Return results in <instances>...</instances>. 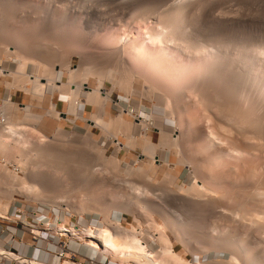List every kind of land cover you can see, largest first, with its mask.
I'll use <instances>...</instances> for the list:
<instances>
[{
    "label": "rangeland",
    "instance_id": "374dc122",
    "mask_svg": "<svg viewBox=\"0 0 264 264\" xmlns=\"http://www.w3.org/2000/svg\"><path fill=\"white\" fill-rule=\"evenodd\" d=\"M176 1L177 0H0V10H2L0 11V14L2 13L1 16L6 20L5 22L9 28L7 33L3 34V32H0V68L5 70V74L0 75V103H4V101H6L11 96L13 97L17 105L16 111H14L12 116V122L15 124L16 129L21 133L20 135H22H15L17 140L14 136H5L7 142L11 144V149L8 148L10 151L9 155L11 157L16 156L19 154L22 148H28V151H30V147L34 148L37 144L45 147L47 145L49 149L47 147L46 148L49 151H45L46 155H44L43 158L40 159L38 157L40 160L36 159L37 157L30 159V157H33L30 156L33 153H28V163H30L28 166L30 167L29 170L31 171H33V169L37 170L38 168L39 172L47 174L46 178L50 174L48 177L49 182L46 184H44V182H41L42 184L36 182L32 180V178H28L26 184L22 183V180H19L20 183L16 182L18 181L16 180L15 184L11 181H6V184L8 183L11 185L12 183V186L10 187L9 185L7 186L4 181H2L4 184L0 182V213L5 212V215L10 217V219L3 217L0 218V243L5 245V249L11 250L13 252V250L9 248V245L14 237L17 241L24 240L26 242L34 243L35 247L40 245L37 249H42L49 257L52 254H55L53 248H56L60 244V236L57 235L55 231H53L54 229H52L57 224H66L67 226L71 227L72 225L79 223L84 227L99 226L103 229H107L111 223L115 225L118 223L119 226H122L121 229L123 230L121 232H126L127 230V234H125V232L122 233V236L124 234L122 239L125 240V235H128L129 232L130 234L128 236L134 234V236L137 235L140 238L142 237V240L148 243L149 247L155 251L154 253L156 255L154 254V259L159 261V264H182L181 261L183 259L191 262L192 254L185 252L183 246L177 242L173 234V227L172 229L169 227L165 229L166 226L164 227L163 222L165 221L164 212L161 211V213L160 211L158 212L156 210L160 207V209H165L164 211L169 213V215L172 217L171 219L174 221L176 220L180 227L182 226L181 228L179 227L180 232H182V236H187L186 239L188 240L191 238L193 241L192 244L195 243L194 247L196 245V248L199 249L198 251L196 248L194 249V251L199 254L198 261H212L219 258L228 260L231 257V252L224 249L225 247H223V242L225 240H231L229 238L238 236L244 237L245 239L247 238L246 240H251L248 241L250 242L249 244L251 246L253 245L252 247H255L254 249L256 252L262 253V256L260 255L261 257H264V120H262L264 119V96L260 95V90L263 89L262 86H264V83H259L261 84V87L258 88L257 85H255V87L253 84L252 86H248L251 83L248 84L245 82V78L248 79V74L246 73L247 67H245L243 64H240V62L235 63V65L242 66L241 70L244 74L242 80L245 81L243 82L240 80L242 77L241 75L238 76V78L240 77L239 79H233L230 76L232 80H234L232 81L230 78H228V82H230L232 85L231 89L234 90L233 88H240V85L238 87L237 83H235L236 80L238 83L239 81L243 82V84L241 83V86L244 87L247 85L249 89L252 91L254 90L255 93L257 92V94H253L254 91L250 92L248 88L245 91V88L243 89L241 87L243 92L240 89L239 90L242 96L245 97L246 94V96H250V98L248 96L249 102L247 97H245L246 99L243 97L242 99L244 100L241 99L242 101H237L231 99L229 96V91H225L226 89H223L220 84L218 86V82H213V84L209 82L211 84L210 85L207 81H205L209 84L206 85L203 82V78L202 80L198 79L200 78V74H197L196 70L199 69V73L200 68H197L196 66L199 67L200 62L203 60L206 61L208 59L207 61H211L212 57L210 56L208 58L209 55L206 56L204 54L205 57H203V55L202 60V58L199 59L196 56L189 57V55L186 54H183L182 58L178 57L176 54L172 55L171 53H165L167 56L165 54L164 56L162 53L161 55L164 57L161 55H155L158 58H155V56L143 57L134 54V46H136L135 44H138L137 46H140L139 44H141V46H147V44L148 46L158 45L157 42L155 43V39L153 38L160 37L161 39L164 38L165 35L169 34L166 33V31L170 32L169 27L167 28L168 30H163L166 29L165 19L167 17L166 15H169V13L172 14V5ZM192 1L193 4L198 2V5L200 4L199 8L201 7L202 4L199 3L200 0ZM201 1L205 7H201L199 11L196 7L197 5L194 6L195 8L193 9V12H191L192 10L189 11L190 13L188 12L190 14V18L187 19H189L190 22H186V27L188 28L189 26L188 29L190 31L188 29L185 31H192L195 34L194 36L191 33L192 36L195 39L196 36L198 37L196 40L201 38L199 41L203 43L207 41L205 44H215V47L211 46V49L216 48L217 46L224 47L223 49H227V51L229 49V51L233 53L237 52L236 54L240 58H242V55L244 57L245 55L251 54L252 52L260 50L264 47V0ZM10 2L14 4H10ZM193 4H190V8L193 7ZM41 10L42 12H40ZM44 10L51 12V15H53L51 16V19L48 20L49 22L43 15L45 14V12H43ZM193 15H196L195 18ZM42 17L45 18V22L43 21V23ZM55 17L57 19H55ZM68 19L70 20L67 21ZM52 22L53 24H51ZM56 22L61 24V27L63 26V30L59 31L60 33H58V31H53L54 26L57 24ZM188 23L190 25H188ZM39 25L42 26V28ZM44 26H47V28ZM43 28H45V30ZM160 30L162 31L159 32ZM159 34L161 36H159ZM68 36L73 38L72 44H67L68 42L66 38ZM126 38H128V40ZM219 40H222V42ZM125 42L128 44L126 43L123 47L124 49L122 48V56L123 60H126L124 63L127 62V67L125 66L126 69L129 67L128 70H132L135 74V79L133 80L135 82H132L133 87L129 84L132 79L123 74H127L130 72V70H126L128 71L126 73L122 66L120 67L115 65L114 67L116 72H114L116 74H114L117 75L119 74L118 72L124 70L122 71V74L124 75L123 77H127L128 80L125 79L127 82L130 80L128 82V87L130 89L132 88V91H129V88H127L128 91L125 90L127 87V82H125L126 87L124 88V86L120 87L119 84L112 83V81L109 79L104 78L107 77L109 73L112 74L114 70V62H109V60L106 58L107 56L104 57V51L109 52V50L115 49L117 45L119 46ZM15 43L20 46L23 45L22 47L24 50H18L17 48L11 47V45L15 46ZM8 46L10 48H7ZM6 48L10 49V52L8 51L9 55L5 50ZM15 49H17V51ZM12 50L14 51L16 57L14 53H12ZM19 51H21L22 54H19ZM48 55L50 56L47 57ZM168 55H170L172 58ZM34 57H36V59ZM103 57L107 59L106 63ZM141 57H143V59ZM150 57L151 59H155L152 61L150 60ZM165 57L166 59H163ZM96 58L100 61L103 59V62H98L99 60H96L94 63L92 60H95ZM147 58L149 59L147 60ZM160 58L165 61L160 60ZM167 58H170L173 61ZM26 59H28V61H26ZM34 59L38 61L40 60L41 62L34 63ZM23 60L25 63H23ZM88 60L93 62L92 66L95 67V70H93L94 67L93 69L89 67L91 70L88 68V66L86 67V65H88ZM159 60L163 63L159 62ZM147 61H149V63ZM155 61H157L158 64L160 63L159 65L161 67L157 65ZM154 62L156 63L157 67H152V69L151 66L154 65ZM165 62L166 65H164ZM197 62H199L198 65H196ZM101 64L104 66H101ZM145 64L148 65V68ZM161 64L164 66L162 67ZM262 64L264 65L263 61ZM66 65L71 66L72 70L76 71V76L75 73H72L74 75L73 76L68 70L63 68ZM46 67H48V69ZM117 67L122 69L120 70ZM132 67H134V69ZM20 69L21 71L25 70V72L31 76H41L47 72L49 74L47 73L48 75H46L49 76L51 73L56 71L54 72V74L56 73L54 76L59 78L57 85L62 84L63 87H65L62 89L67 91L71 87L70 84H72H69L68 82L71 80L72 82L73 80L76 82L79 79L81 80L84 78L83 75H80L79 77V72L81 73L84 71L88 78L87 83L84 84L85 87L90 86V88H97L103 86L108 89L112 95V98L114 99V101L109 102L107 107V113L109 116V119L107 118L108 124L111 123L110 125H112L116 122L117 125L118 121L114 120H118L119 118L117 119V117L122 116L121 114L123 113H121V111L123 108H128L131 111L132 114L128 115L127 118L132 120L134 124L137 125L135 128H132L128 125L130 129L132 128V131H130L129 127H126L127 124L123 125L129 129V132H132L133 134L127 132L126 128L124 130V126L119 122L118 124L120 125H118V128L122 125L120 127L121 131H115L117 134L113 133L114 135H117L118 139H120L123 143H126L127 141H130L131 143L133 141L131 148L128 149L124 146H119L118 142L114 141L109 133H107V130H105V128L102 126L98 127V125L96 126L89 121L83 120L82 118H79L76 124H72L68 120L76 118L74 113L69 112L71 107L73 108L75 106L74 104L73 106L70 102L80 103L79 114L81 116H88L87 118L93 119L97 116L96 114H99V104H89L88 93L86 91L79 97V101H77V96L74 95L73 96L75 98L72 96V100L69 101V93L65 91V93L68 94L65 95L63 90L61 92V88H57L54 91L53 83L45 82L46 87L42 84L44 89L43 86L41 88L45 93L43 91H41V93L43 92V94H47L48 97L44 98V100H39L38 94H34V98L35 96L37 98L33 100V92H25L23 90L27 85H29L27 88L29 87L31 89L33 85H35V82L33 83V81H30L29 84V81H27L23 75L18 74L20 81L18 79L17 83L20 86H16L15 84L17 83L9 86L11 83L10 81L12 80V75L14 72L15 74L16 72L18 73ZM49 69L51 71H49ZM101 69L103 70V73L101 72L99 75L97 71H102ZM116 69H119V71ZM159 69H162V71ZM46 70L48 71L45 72ZM105 71L109 73H106ZM89 74L91 75L89 76ZM130 74L129 76L131 77ZM71 75L73 77H71L72 79L70 78ZM21 76L22 78H20ZM31 78L35 80L34 77ZM201 81L203 85L205 84L204 86L201 84ZM8 82L10 83L8 84ZM31 84L33 85L31 86ZM200 84L204 90L199 86ZM235 84L237 87L233 86ZM212 85H214V87ZM208 86H212L213 90ZM197 88L200 90L202 89L201 92ZM145 90L147 93H144ZM149 90L151 92L156 90L154 92H158V94L160 93V98H162V95L164 98L157 99L158 95L151 94ZM202 92L207 94L205 95ZM243 93L246 94L244 95ZM202 95L205 96L203 97ZM225 95H228V98ZM206 97L208 98L206 99ZM73 99L76 100L74 101ZM245 100H247V104L251 102L250 104L252 106L250 104H248L249 106L247 105L248 107L246 106L249 109H246L245 106L243 107ZM259 100L263 101L259 102ZM32 101H34V106L32 109V112L34 113L33 118L25 121L26 113L22 108L25 107L24 104H30ZM50 101L56 104L58 110L63 112L61 114V116L64 117H62V120H60L58 117H55V115H52L51 110H49L50 108H48ZM240 101L242 102V105ZM118 103H120V105ZM243 108L249 113V115L248 113L246 115L244 114ZM94 113L95 116L93 115ZM137 113H139L144 118H149L148 115H154L155 124L158 126H155V124L150 126L148 125L147 129H143V126L139 125V121L135 119ZM89 115L91 116L89 117ZM37 116L38 118L41 117L39 123L35 122V120L38 119L36 118ZM250 116H252V118ZM253 116L255 118H253ZM0 118H4L3 115ZM112 119H114V123L112 122ZM257 119L261 120L258 121ZM181 122L182 131H184L183 133L178 132L177 129L180 127ZM251 122L255 125H252ZM160 123H162V126L164 124V132H161L160 128L159 130L157 129L161 126ZM110 125L107 128H109ZM116 125H112L110 128L118 129ZM124 131L127 133V135L124 133ZM87 132L92 133L91 137L94 140V143L88 142L89 140L86 138L88 137L86 135ZM162 134L163 136L167 134L165 136L166 138H171L168 136L171 134H173L171 135L173 138L179 135L180 139L182 140L180 147L177 149L173 148L169 141H166L168 138H161ZM145 135L148 137L149 142L152 143V145L148 143V146H153L152 148L156 149L157 146H161L162 142H164L163 146L165 145L168 148L158 149L159 155L158 157H155L157 159L156 161H154V157L150 155L151 151H148V156H145V149L147 146V138ZM17 136L23 137L21 138L22 140ZM160 140H162L161 143ZM95 142L97 146L91 147V144L93 146L95 145ZM12 146L14 148H12ZM18 147L21 148L19 151ZM87 147L90 150H88ZM97 147H100V151H98L99 149H96ZM51 149L56 151L54 152L53 150L52 152ZM103 150L105 155L109 158L111 157L112 160L113 156L120 159V166L115 165L116 161H112L113 163H111V161L108 159L101 160L98 152L100 153ZM143 152L145 153L143 154ZM47 153H50V156H48ZM97 155H99V158ZM10 159L8 161H10ZM30 160H35L38 162L34 164L35 162L33 161V163H31ZM165 160L175 164V167L172 166V164H170V166L167 165L168 162L165 163ZM39 162L40 164H37ZM89 164L94 166V169L96 168L95 171L98 172L85 174L86 168L90 167L88 166ZM7 165L12 169L15 168L12 166V160ZM100 166L102 167L99 168ZM81 167L83 170H81ZM109 167L115 171H112ZM132 167L137 170V173L138 170H140V173H142L141 176H138L135 170L133 173ZM137 167L139 168L137 169ZM140 167L147 174L145 172L143 173ZM131 169L132 171H130ZM127 170L135 175H129L130 172H127ZM127 173L129 177H127ZM167 175H169V178ZM146 176L149 178L147 181H145ZM53 177L56 179H53ZM50 178H52L53 182H51L52 180ZM126 180H129V182ZM56 181L58 184L55 185L54 183H56ZM132 181L140 185L141 189L144 188V190L142 189L143 192L146 191L148 194L146 192L142 193V196L144 195L142 197L140 193L139 200L134 196L133 193H129V188L126 189L127 187L125 184L126 182L132 184ZM31 182L33 185L35 184V186L38 185V189L40 188L38 191H36V193L38 192L37 195L36 193H32L35 192L32 191V189L29 190L31 187ZM34 182H36L37 185ZM123 182L124 184H122ZM40 184L43 187H40ZM50 184L51 186L55 185V187L52 186V188ZM193 184L202 185H198L201 187V189L203 187L202 194H200L198 191V193L195 192V194L191 193L193 191H186L187 189H190L188 187L194 186ZM25 185L27 188H29V191L24 190ZM186 185L187 187H185ZM11 187L14 191L11 189ZM15 189L19 190L16 192ZM7 190L11 193H8ZM161 190H164L165 192H162ZM19 191L24 193H19ZM170 193L175 195L173 196ZM159 194H166V197L161 198L159 197ZM145 196L146 198H144ZM141 199H146L147 204H142L141 201L143 202V200ZM240 206L243 207L241 208ZM251 213H254V215L252 214L253 219L251 218ZM256 216L262 218L260 221L258 220L259 222L255 223L254 217ZM24 220L33 222L34 224H39L41 226L40 229L42 232L40 236H35V234L31 232L32 228L27 226ZM10 226H14L18 229L17 233L15 232L16 234L9 230ZM127 228H129V232ZM248 237H251L252 239H249ZM62 239H67L70 241L72 240L70 236H63ZM168 240L171 244L168 242ZM165 241L168 243L165 244ZM84 242L83 239H78L76 242H72L71 249H73L74 252L76 251L75 253L77 255L73 259L75 262H77V264L80 262L84 264L86 257L92 258L93 261H95V264L122 263L116 258L114 259L102 254ZM173 245L175 246L177 256L182 259L179 260L175 254H172V252L165 253V246H167V248H172ZM71 257L72 256L69 254L67 257L63 258L62 261H71ZM17 263L19 262L8 257L6 258L4 254L0 255V264Z\"/></svg>",
    "mask_w": 264,
    "mask_h": 264
},
{
    "label": "bare ground",
    "instance_id": "6f19581e",
    "mask_svg": "<svg viewBox=\"0 0 264 264\" xmlns=\"http://www.w3.org/2000/svg\"><path fill=\"white\" fill-rule=\"evenodd\" d=\"M4 1V0H3ZM7 1V0H6ZM12 1V0H11ZM201 1V0H200ZM199 1V3H201L202 5H201V7H205V6H203V2L201 1L200 2ZM186 2V3H185ZM188 2V3H187ZM193 1L192 0H180V1H176V2H174V4L172 5L173 6V12H171L172 14H170L169 13V15H166L167 17H166V19H165V24H166V29H163V30H168L167 28L169 27V30H170V32H168V31H166V33H169V34H167V35H165V37L164 38H161L160 39V37H158V38H153V39H155V43L157 42L158 43V45H151V46H148V44H147V46H141V44H139L140 46H137L138 44H135L136 46H134V49H135V51H134V54H137V56H155V55H157V56H159V55H161L162 53H163V55L165 54V53H171L172 55L174 54H176V55H178V57H180V58H182V56H183V54H186V55H189V57L191 56H196V57H198L199 59L200 58H202V60H203V57H205V55L207 56V55H209L208 56V58L211 56L212 58H211V61H207L208 59H207V57H206V61H201L200 62V65H199V67L198 66H196V65H198L199 64V62H197V64L196 65H194V66H196L197 68H200V72L198 73V70H196V72H197V74H200V78H198V79H201L202 80V78H203V82L207 85L209 82L211 83V84H213V82H218V86H219V84L223 87V89H226L225 91H229V93H230V98L231 99H233V100H237V101H239V100H241L244 96H242V94H241V92H240V90L243 92V89L245 88V91H246V89L248 88L249 89V87H247V85H245L244 87L243 86H241L242 84H243V82L245 81L246 83H251L250 85H248V86H252V84L255 86V85H257V88L258 87H261V84L262 83H264V65L262 64V61L264 62V47L262 48V49H260V50H256V51H254V52H252L251 54H247V55H245L244 57H243V55H242V58H240V57H238L237 56V52L235 53H233V52H231V51H229V49H228V51H227V49H226V47H225V49L226 50H224L223 48L224 47H217L216 46V48H213V49H211L213 46L215 47V44H205V43H203V42H201V41H199L200 39H198V40H196L198 37L196 36V39L192 36V34L195 36V34L191 31V32H188V31H185V30H187L188 28H189V26H188V28L186 27V25H187V23L186 22H190L189 21V19H187V18H190L189 17V11H191V12H193V9L195 8L194 6H196L197 7V9L200 11V9H201V7L199 8V6H200V4L198 5V2L196 3V4H193L192 3ZM12 2H10V4H11ZM12 4H14V3H12ZM185 4V5H184ZM190 4H193V7L192 8H190L191 7V5ZM14 6V5H13ZM23 7V6H22ZM40 8V7H39ZM37 9H38V7H37ZM42 9V8H41ZM100 9V8H99ZM40 10V9H39ZM196 10V9H195ZM203 10H204V8H203ZM0 11H2V10H0ZM40 12H42V10L40 11ZM39 12V13H40ZM43 12H45V14H43L44 16H45V18H47L46 20L48 21L49 19H51V16H53V15H51V12H49V11H47V10H44ZM189 12V13H188ZM53 13V12H52ZM165 13V12H164ZM186 13H188V14H186ZM2 14V13H1ZM1 14H0V30H2V31H0L1 33L3 32V34L4 33H7V30L9 29L8 28V25H7V23L5 22L6 20L1 16ZM5 14V13H4ZM186 14V15H185ZM191 14H194V13H191ZM200 14V13H199ZM146 15V14H145ZM197 15H198V13H197ZM4 16V15H3ZM38 16V15H37ZM148 16H149V14H148ZM186 16H188V17H186ZM194 16V15H193ZM192 16V17H193ZM196 16V15H195ZM195 16H194V18H195ZM67 17V16H66ZM65 17V18H66ZM142 17V16H141ZM163 17H165V16H163ZM41 18V17H40ZM43 18V17H42ZM45 18H43V20H42V23H43V21H44V19ZM64 18V19H65ZM200 18V17H199ZM198 18V19H199ZM202 18V17H201ZM12 19V18H11ZM38 19V18H37ZM37 19H36V21H37ZM53 19V18H52ZM55 19H57L56 17H55ZM54 19V20H55ZM197 19V20H198ZM66 20V19H65ZM70 19H68L67 21H69ZM117 20V19H116ZM163 20H164V18H163ZM188 20V21H187ZM190 20H192V19H190ZM224 20V19H223ZM35 21V22H36ZM46 21V22H47ZM195 21V20H194ZM39 22V21H38ZM45 22V21H44ZM49 22V21H48ZM59 22V21H58ZM81 22V21H80ZM164 22V21H163ZM197 22V21H196ZM199 22V21H198ZM37 23V22H36ZM57 23V22H56ZM60 23V22H59ZM68 23V22H67ZM162 23V22H161ZM186 23V24H185ZM39 24V23H38ZM44 24H46V23H44ZM49 24V23H48ZM51 24H53V22L51 23ZM66 24V23H65ZM69 24H71V23H69ZM68 24V25H69ZM164 24V25H165ZM183 24H185V25H183ZM193 24V23H192ZM79 25V24H78ZM161 25V24H160ZM188 25H190L189 23H188ZM40 26V25H39ZM73 26H74V24H73ZM81 26V25H80ZM41 28H42V26H40ZM45 28H47V26H44ZM49 27H50V25H49ZM52 27V26H51ZM63 27V26H62ZM61 27V24H56L55 26H54V29H53V31H58V33H60L59 31H61V30H63V28ZM164 27V26H163ZM162 27V28H163ZM186 27V28H185ZM41 28H40V30H41ZM45 28H43L44 30H45ZM83 28V27H82ZM165 28V27H164ZM50 29H52V28H50ZM73 29V28H72ZM184 29V30H183ZM46 30H48V29H46ZM189 30V29H188ZM162 30H160L159 32H161ZM190 31V30H189ZM46 32V31H45ZM192 33V34H191ZM209 33V32H208ZM3 34H1V35H3ZM164 34H165V32H164ZM7 35V34H6ZM149 35V34H148ZM197 35V34H196ZM3 36H5V35H3ZM2 36V37H3ZM63 36V35H62ZM158 36V35H157ZM159 36H161L160 34H159ZM162 36H163V32H162ZM70 36H68L67 38H66V40H67V44H72L73 43V38H69ZM153 37H154V35H153ZM200 37V36H199ZM204 37V36H203ZM1 38V37H0ZM195 40H194V39ZM4 39H5V37H4ZM127 40H128V38H126ZM126 39H125V41H126ZM130 39V38H129ZM218 39V38H217ZM64 40V39H63ZM131 40V39H130ZM203 40V39H202ZM207 40V39H206ZM6 41V40H5ZM18 41H20V40H18ZM219 41H221L222 42V40H219ZM131 42H133V41H131ZM221 42H218V43H221ZM6 43H10V42H6ZM127 42H125L124 44H120L119 46L117 45V47L115 48V49H112V50H109V52L108 51H104V57L105 56H107L106 58L109 60V62H114V65H113V73L111 74V73H109V72H106V73H109V75H107V77H104V78H106V79H109L110 81H112V83H115V84H119L120 85V87L122 86H124V88L126 87V89L125 90H127L128 91V89L127 88H129L128 87V82L130 81H128L127 82V77H123L124 75H127L130 79H132L131 81H130V85H132L135 81H133L134 79H135V74H134V72L132 71V70H130V72H131V74H130V72H128L129 70H128V68L126 69V67H127V62H125L124 63V61H126V60H123V56H122V50L124 49L123 47L125 46V44H126ZM5 44V43H4ZM16 44V45H15ZM14 45L15 46H13V45H11V47H13V48H17L18 50L20 49V50H24V48L22 47V46H20V45H17V43H15ZM19 44V43H18ZM22 44V43H21ZM46 44V43H45ZM128 44V43H127ZM129 44H131V43H129ZM133 44V43H132ZM143 44V43H142ZM223 45V44H222ZM7 46V45H6ZM46 46V45H45ZM212 46V47H211ZM37 47V46H36ZM39 47V46H38ZM41 47V46H40ZM43 47V46H42ZM7 48H10L9 46L7 47ZM5 49L6 51H7V53H8V51L10 52V49ZM22 48V49H21ZM123 48V49H122ZM17 49H15L16 51H17ZM44 49H46V48H44ZM111 49V48H110ZM153 49V50H152ZM4 50V49H3ZM29 50V49H28ZM39 50V49H38ZM106 50V49H105ZM13 51V50H12ZM15 51V52H16ZM41 51V50H40ZM125 51V50H124ZM5 52V51H4ZM20 53L19 54H22V52L21 51H19ZM38 52V51H37ZM108 52V53H107ZM12 53H14V51L12 52ZM34 53V52H33ZM106 53H107V55H106ZM11 54V53H10ZM205 54V55H204ZM242 54V53H241ZM8 55H9V53H8ZM14 55H15V53H14ZM34 55V54H33ZM39 55V54H38ZM166 55V54H165ZM164 55V56H165ZM204 55V56H203ZM22 56V55H21ZM36 56V55H35ZM50 55H48L47 57H49ZM103 56V55H102ZM135 56V55H134ZM162 56V55H161ZM164 56H162V57H164ZM167 56V55H166ZM169 57H171L170 55H168ZM203 56V57H202ZM6 57V56H5ZM14 57V56H13ZM15 57H16V55H15ZM18 58H20L19 56H17ZM103 57V58H104ZM143 57H141L142 59H143ZM151 57H150V60H152L153 61V59H155V58H158V57H156L155 56V58H152L151 59ZM188 57V58H189ZM21 58H23V57H21ZM26 58V57H25ZM35 59H36V57H34ZM121 58V59H120ZM125 58V57H124ZM127 58V57H126ZM172 58V57H171ZM173 58H174V56H173ZM193 58H195V57H193ZM192 58V59H193ZM197 58V59H198ZM2 59V58H1ZM34 59V60H35ZM39 59V58H38ZM102 59V58H101ZM107 59H105L104 58V61H105V63H106V60ZM149 58H147V60H148ZM163 59H166V57L165 58H163ZM167 59H170V58H167ZM196 59V60H197ZM205 59V58H204ZM91 60V59H90ZM96 60H97V58L95 59V60H92L93 62L95 61L96 62ZM99 60V59H98ZM97 60V61H98ZM123 60V61H122ZM138 60V59H137ZM156 60H158V59H156ZM160 60H162L161 58H160ZM159 60V62H161V63H163L162 61H165V60H162V61H160ZM171 60V59H170ZM231 60V61H230ZM26 61H28V59H26ZM44 61H46V60H44ZM56 61V60H55ZM92 61H89L88 60V65H86V67L88 66V68L90 67V68H92L93 69V67L94 66H92L93 65V62ZM102 62H103V59L101 60ZM100 60L98 61V62H101ZM171 61H173V60H171ZM199 61V60H198ZM30 62H32V61H30ZM39 62H41L40 60L38 61V60H35V62L34 63H39ZM94 62V63H95ZM97 62V63H98ZM148 63H149V61H147ZM146 62V63H147ZM156 63H157V65H159L158 64V62L157 61H155ZM154 62V65L153 66H151V68L152 67H157V65H156V63ZM166 62H168V61H166ZM166 62H165V64L164 65H166ZM237 62H240V64H243L245 67H247V78L248 79H246L245 78V80L243 81L242 79H243V76H244V74L242 73L243 71L241 70V68H242V66H239V65H235V63H237ZM0 63H1V60H0ZM23 63H25L24 62V60H23ZM29 63V62H28ZM33 63V62H32ZM53 63V62H52ZM122 63V64H121ZM129 63V62H128ZM194 63H195V61H194ZM202 63V64H201ZM42 64V63H41ZM45 64V63H44ZM49 64V63H48ZM70 64V63H69ZM111 64H113V63H111ZM126 64V65H125ZM153 64V63H152ZM152 64H150V65H152ZM22 65V64H21ZM51 65V64H50ZM49 65V66H50ZM95 65V64H94ZM103 64H101V66H102ZM122 66L124 69H125V72L127 73H129L130 75H131V77L129 76V74L127 73V74H125V73H123L122 74V71H124V70H121L119 67H117V68H119L121 71V73L120 72H118L119 71V69H116V70H118L117 72L119 73V74H117V75H115L116 73V71H115V67L114 66ZM128 65H130V64H128ZM145 65H147V64H145ZM162 65V67L164 66L163 64H161ZM169 65V64H168ZM1 66V65H0ZM22 66H24V65H22ZM100 66V67H101ZM104 66V65H103ZM126 66V67H125ZM131 66V65H130ZM160 66V65H159ZM20 67V66H19ZM161 67V66H160ZM244 67V68H245ZM22 68V67H21ZM47 69H48V67H46ZM65 70H68L69 71V73L70 74H72V73H75V76H76V71H73L72 70V67L71 66H69V65H66L65 67H63ZM80 68V67H79ZM89 68V69H90ZM97 68V67H96ZM104 68V67H103ZM133 69H134V67H132ZM147 68H148V65H147ZM84 69V68H83ZM99 69V68H98ZM149 69H150V67H149ZM153 69V68H152ZM157 69V68H156ZM24 70V69H23ZM51 70H52V67H51ZM50 69H49V71H51ZM86 70V69H85ZM91 70V69H90ZM93 70H95V67H94V69ZM92 70V71H93ZM100 70V69H99ZM102 70V69H101ZM126 70H128V71H126ZM160 70V69H159ZM48 70H46L45 72H47ZM54 71V70H53ZM78 71H79V69H78ZM87 71V70H86ZM108 71V70H107ZM115 71V72H114ZM149 71V70H148ZM156 71V70H155ZM158 71V70H157ZM160 71H162V69L160 70ZM195 71V70H194ZM54 72H56V71H54ZM54 72L53 73H51V74H53V75H49V76H47L46 74H44V75H41V76H35V75H30V74H28L27 72H25V70L24 71H21V69H20V71L17 73L16 72V74H15V72H14V74L12 75V80L10 81V82H8V84H9V86L10 85H13V84H15V83H17V81H18V77H19V75H23L25 78H26V80L27 81H29V84H30V81H33V83L35 82V85H33V84H31V86L33 85V87L30 89L29 87L27 88V86H29V85H27L26 87H24V90L23 91H31V92H33V98H34V94H38V98H39V100H44V98H46V97H48V95L47 94H43V92H44V86L43 85H45L47 82H51V83H53V89H54V91L57 89V88H61L60 90H61V92H62V90L65 88V87H63V85H62V87H61V85H57V83L59 82V78H57L56 76H54V75H56V73L54 74ZM58 72V71H57ZM84 71H82L81 73H83ZM101 72L103 73V70L102 71H97V73L100 75L101 74ZM241 72V73H240ZM80 72H79V77H80V75H83L84 76V78H82L81 80L78 78V76H77V78L79 79L78 81H76V82H74V80H73V82H72V80L70 81V82H68L69 84L70 83H72V84H70L71 85V87H70V89H68L67 88V84L65 85L66 86V88L68 89V91L67 90H63L64 91V93H65V91L67 92V93H69L70 94V97H68L69 98V101H71L72 100V98L74 97V96H77L76 98H77V101H79V97L81 96V95H83V93L86 91L87 93H88V103L89 104H99V107H100V112H99V114H96L97 116L96 117H94L95 116V113L92 115L94 118L93 119H89V118H87V117H85V116H81L80 114H79V105H80V103H77V102H75V103H72V102H70L74 107L72 108L71 107V109L69 110V112L70 113H74V115H75V117L76 118H74V119H68L72 124H76L77 123V120L79 119V118H82L83 120H85V121H89V122H91V123H93L94 125H98V127L99 126H102L103 128H105V130H107V133H109V135L111 136V138H113L114 139V141H116V142H118V145L119 146H124V147H126V148H131V144H132V142L130 143V141H127L126 143H123L120 139H118V137H117V135H114V134H117V132L115 133V131H121V129H120V127L124 124H127V126L126 127H132V128H135V126L137 125V124H134V122L132 121V120H129L127 117H128V115H130V114H132L131 113V111L128 109V108H123L122 109V111H121V113H123V114H121L122 116H119V117H117V119L118 120H114V119H112V122L114 123V121H118L120 124L122 123V125L118 128V125H120V124H118V122H117V125H116V122H115V124H112V125H116L117 126V128L118 129H113V128H110V127H112V125H110V124H108V119H109V116H108V113H107V107H108V105H109V102H111V101H114V99L112 98V95L110 94V92L108 91V89L107 88H105V87H103V86H100V87H97V88H90V86L89 87H85L84 86V84H86L87 83V80H88V78H87V75H85V72L83 73V74H81ZM115 73V74H114ZM133 73V74H132ZM2 74H5V70H2L1 68H0V75H2ZM19 74V75H18ZM87 74V73H86ZM122 74V75H121ZM152 74V73H151ZM7 75V74H6ZM9 75V74H8ZM11 75V74H10ZM46 75V76H45ZM73 75V74H72ZM72 75L70 76V78L72 77ZM91 74H89V76H90ZM99 75H98V77H99ZM104 75V74H103ZM106 75V74H105ZM121 75V76H120ZM242 76L241 77V81H243V82H241V81H239V83L238 82H236V80H235V83H237V85H238V87H239V85H240V88H233L234 90H232L231 88H232V85L230 84V82H228V78H230V80H232V78L233 79H235V78H238V76ZM74 76V75H73ZM86 76V77H85ZM88 76V77H89ZM195 76V75H194ZM232 78H231V77ZM237 76V77H236ZM249 76V77H248ZM23 77V78H24ZM31 77H34L35 78V80H33ZM20 78H22V76L20 77ZM73 78V77H72ZM71 78V79H72ZM76 78V77H75ZM101 78V77H100ZM122 78V79H121ZM140 78V77H139ZM197 78V77H196ZM240 78V77H239ZM238 78V79H239ZM125 79H127V80H125ZM142 79V78H141ZM144 79V78H143ZM22 80V79H21ZM229 80V81H230ZM16 81V82H15ZM19 81H20V79H19ZM22 81H24V80H22ZM205 81H207V82H205ZM232 81H234V80H232ZM14 82V83H13ZM25 82V81H24ZM43 82V83H42ZM46 82V83H45ZM101 82V81H100ZM125 82H127L126 84H125ZM133 82V83H132ZM160 82V81H159ZM200 82V81H199ZM262 82V83H261ZM26 83V82H25ZM209 83V84H210ZM232 83V82H231ZM242 83V84H241ZM259 83H261V84H259ZM21 84H22V82H21ZM43 84V85H42ZM201 84H202V81H201ZM199 85L202 89H203V87H202V85ZM204 84V85H205ZM208 84V85H209ZM210 84V85H211ZM16 86H20L18 83L17 84H15ZM14 85V86H15ZM23 85H24V83H23ZM126 85V86H125ZM203 85V86H204ZM231 85V86H230ZM237 85L235 84V85H233L234 87L236 86L237 87ZM258 85H260V86H258ZM42 86H43V89H41L42 88ZM151 86V85H150ZM154 86V85H153ZM213 87H214V85H212ZM212 86H208V87H211V89H212ZM216 86V85H215ZM254 86H253V89H254ZM45 87H46V85H45ZM132 87H133V85H132ZM241 87L243 88V89H241ZM256 87V86H255ZM263 87V89L262 90H260V92H261V96H264L263 95V93H264V86H262ZM63 88V89H62ZM183 88V87H182ZM196 88V87H195ZM6 89V88H5ZM22 89V88H21ZM87 89V90H86ZM132 89V88H131ZM130 88H129V91H132ZM144 89V88H143ZM156 89V88H155ZM198 89V88H197ZM196 89V90H197ZM201 89V90H202ZM240 89V90H239ZM60 90H59V92H60ZM122 90H123V88H122ZM151 90V89H150ZM149 90V92L151 93V94H156V95H158L157 97V99H163L164 97H163V95H162V98H160V93L158 94V92L156 93V92H154V91H156V90H154L153 92H151ZM198 90H200V89H198ZM201 90H200V92H201ZM204 90V89H203ZM208 90V89H207ZM209 90H210V88H209ZM213 90V89H212ZM216 90V89H215ZM250 90V92L252 91L251 89H249ZM9 91V90H8ZM11 91V90H10ZM41 91H43L42 93H41ZM231 91V92H230ZM254 91V90H253ZM252 91V92H253ZM134 92V91H133ZM146 92V90L144 91V93ZM199 92V91H198ZM204 92V91H203ZM202 92V93H203ZM209 92V91H208ZM210 92H212V91H210ZM222 92V91H221ZM12 93V92H11ZM30 93V92H29ZM45 93V92H44ZM132 93V92H131ZM147 93V92H146ZM228 93V94H229ZM10 94V93H9ZM13 94V93H12ZM63 94V93H62ZM203 94H207V93H203ZM209 94V93H208ZM222 94V93H221ZM223 94H224V92H223ZM244 94V93H243ZM246 94V93H245ZM244 94V95H245ZM253 94H257V92L255 93V91H254V93ZM50 95H51V93H50ZM49 95V96H50ZM65 95H68V94H66L65 93ZM74 95V96H73ZM204 95V96H205ZM247 95V94H246ZM245 95V97H247L248 98V96H246ZM259 95V96H260ZM8 96V95H7ZM11 96V95H10ZM53 96V95H52ZM73 96V97H72ZM145 96V95H144ZM149 96V95H148ZM182 96V95H181ZM203 96V95H202ZM203 96V97H204ZM209 96V95H208ZM211 96V95H210ZM226 96V95H225ZM228 96V95H227ZM226 96V97H227ZM252 96V95H251ZM260 96V97H261ZM155 97V96H154ZM223 97H224V95H223ZM244 97V98H245ZM255 97V96H254ZM37 97L35 96V98L33 99V100H35ZM51 98V97H50ZM71 98V99H70ZM75 98V97H74ZM149 98V97H148ZM208 97H206V99H207ZM214 98V97H213ZM228 98V97H227ZM249 98H250V96H249ZM249 98H248V102H249ZM259 98V97H258ZM263 98V97H262ZM261 98V99H262ZM205 99V100H206ZM216 99H217V97H216ZM222 99V98H221ZM225 99V98H224ZM246 99V98H245ZM6 100V99H5ZM64 100V99H63ZM74 100V99H73ZM76 100V99H75ZM74 100V101H75ZM166 100V99H165ZM219 100V99H218ZM233 100H231V101H233ZM242 100H244V99H242ZM241 100V101H242ZM263 100H264V98H263ZM263 100H259V102L260 101H263ZM52 101V100H51ZM50 101V104H49V106H48V108H50L49 110H51V112H52V115H55V117H58L60 120H62V117L63 116H61V114L63 113V112H61L60 110H58V108H57V106H56V104H54V103H52ZM159 101V100H158ZM162 101V100H161ZM223 101V100H222ZM227 101V100H226ZM237 101H235V102H237ZM240 101V102H241ZM255 101V100H254ZM34 101H32V103H28V104H24V106L25 107H23L22 109H23V111L26 113V115H25V117H26V120L25 121H27V120H29V119H31V118H33V112H32V109H33V106H34V103H33ZM228 102V101H227ZM234 102V101H233ZM232 102V103H233ZM76 103H77V105H76ZM87 103V102H86ZM156 103V102H155ZM244 105H243V107L245 106V108L246 109H249V108H247L249 105L248 104H250V103H248L247 104V100H245L244 101ZM263 103H264V101H263ZM262 103V104H263ZM119 105H120V103H118ZM231 104V103H230ZM239 104V103H238ZM16 105H17V103L14 101V99H13V97L11 96V97H9L6 101H4V103H0V117L3 115V117L4 118H0V182H2V181H4L5 182V184H6V181L8 182V181H11L12 183H14L15 184V181L16 180H18V181H16V182H19V180H22L21 182L22 183H24V184H26V181L28 180V178H32V180H34V181H36V182H39V183H41V182H44V184H46L47 182H49V179H48V177L50 176V174L48 175V177L46 178V175L47 174H45V173H43V172H39L38 171V168H37V170L36 169H33V171H31V170H29L30 169V167L28 166V164H30V163H28L29 162V156H28V153L30 154H32V155H30V156H33V157H30V159L32 158V159H34V157L36 158V159H38V157L41 159V158H43L44 157V155H46V150H47V148L49 149V147H47V145H46V147L45 146H40V144H37L34 148H31L30 147V151H28L29 149L28 148H19L18 147V151H19V149H21V151L19 152V154H15L16 156H10L9 155V153H10V151H9V149L8 148H10L11 149V144L9 143V142H7V140H6V138H5V136H14L15 137V135H20L21 133L16 129V127H15V124L12 122L13 121V114H14V111H16ZM71 105V106H72ZM241 105H242V102H241ZM248 105V106H247ZM251 105V104H250ZM256 105V104H255ZM94 106V105H93ZM181 106V105H180ZM247 106V107H246ZM252 106V105H251ZM133 107V106H132ZM231 107V106H230ZM225 108V107H224ZM251 108V107H250ZM232 109V108H231ZM229 110V109H228ZM243 110H244V108H243ZM134 111V110H133ZM142 111V110H141ZM169 111V110H168ZM172 111V110H171ZM230 112V111H229ZM232 112H233V110H232ZM236 112V111H235ZM246 112V113H245ZM252 112V111H251ZM258 112V111H257ZM248 112L247 111H245L244 110V114L246 115ZM253 113V112H252ZM5 114H6V116H5ZM51 114V113H50ZM151 114V113H150ZM234 114H237V113H234ZM243 114V113H242ZM261 114V113H260ZM248 115H249V113H248ZM248 115H247V117H248ZM253 115V114H252ZM262 115V114H261ZM261 115H260V117H261ZM91 115H89V117H90ZM133 116V115H132ZM149 116V118H144L143 116H141L139 113H137L136 114V116H135V119L136 120H138L139 121V123H138V121H137V123L139 124V125H141V126H143V129H147L148 128V125L150 126V125H154L155 124V118H154V115H148ZM227 116V115H226ZM225 116V117H226ZM256 116V115H255ZM232 117V116H231ZM243 117V116H242ZM251 118H252V116H250ZM260 117H258V118H260ZM264 117V116H263ZM36 118H38V116L36 117ZM64 118V117H63ZM108 118V119H107ZM115 118V117H114ZM161 118H162V116H161ZM253 118H255L254 116H253ZM262 118V117H261ZM39 119V120H38ZM37 120H35V122L36 123H39V121L41 120V117H39ZM183 119V118H182ZM247 119V118H246ZM114 120V121H113ZM221 120V119H220ZM242 120H244V119H242ZM241 120V121H242ZM248 120V119H247ZM246 120V121H247ZM255 120V119H254ZM253 120V121H254ZM258 121H260L259 119H257ZM262 120H264V119H262ZM111 121V120H110ZM248 122V121H247ZM136 123V122H135ZM217 123V122H216ZM242 123V122H241ZM34 124V123H33ZM246 124V123H245ZM251 124H252V122H251ZM259 124V123H258ZM19 125V124H18ZM25 125V124H24ZM110 125V127L109 128H107L108 126ZM123 125V126H124ZM129 125V126H128ZM157 124H155V126H156ZM160 127H156L158 130H159V128L161 129V132L163 131L164 132V128H163V126H164V124H163V126H162V123H160ZM247 125V124H246ZM252 125H255V124H252ZM263 125V124H262ZM261 125V126H262ZM31 126V125H30ZM77 126V125H76ZM75 126V127H76ZM158 126V125H157ZM178 126V125H177ZM248 126H251V125H248ZM258 126V125H257ZM125 126H124V130H125V128H126ZM130 127H129V129H130ZM116 128V127H115ZM131 128V129H132ZM150 128V127H149ZM238 128H240V127H238ZM102 129V128H101ZM120 129V130H119ZM128 128H126V131L127 132H129V129L127 130ZM130 129V131H132ZM151 129V128H150ZM178 129V132H184V131H182V122L180 123V127H178L177 128ZM176 129V130H177ZM106 132V131H105ZM146 132V131H145ZM214 132V131H213ZM114 133V134H113ZM123 133V132H122ZM124 133H125V131H124ZM123 133V134H124ZM129 133H131V134H133L132 132H129ZM168 133V132H167ZM215 133V132H214ZM92 133L91 132H87V136L88 137H86L89 141L88 142H91V143H94V140L92 139V135H91ZM119 134V133H118ZM126 135H127V133H125ZM131 134H129V135H131ZM145 134H147V133H145ZM165 134V133H164ZM170 134V133H169ZM207 134V133H206ZM205 134V135H206ZM248 134V133H247ZM61 135H62V133H61ZM60 135V136H61ZM66 135V134H65ZM167 135V134H166ZM165 135V136H166ZM171 135H173V134H171ZM171 135H168V136H170L171 138H166L165 136H163V134H162V137L161 138H163V137H165L166 139V141H169V143L171 144V146H173V148H179L180 147V145H181V139H180V136L179 135H177L175 138H173V136H171ZM181 135V134H180ZM183 135V134H182ZM249 135V134H248ZM20 136H22V135H20ZM24 136V135H23ZM110 136H109V138H110ZM113 136H116V137H113ZM208 136H210V135H208ZM214 136V135H213ZM217 136V135H216ZM18 137V136H17ZM68 137V136H67ZM145 137L147 138L146 139V149H145V151H146V153L145 152H143V154L145 153V156L147 155V152L148 151H151V153H150V155L152 156V157H154V161H156L157 159L155 158L156 156L158 157V149H168L167 148V146H163V143L164 142H162V145L161 146H157V148L155 149V148H152V147H150V146H148V143H150L151 145H152V143L151 142H149V140H148V137L145 135ZM18 138H23V137H18ZM132 138V137H131ZM209 138H211V137H209ZM15 139L17 140V138L15 137ZM61 139V138H60ZM128 139V138H127ZM135 139V138H134ZM245 139V138H244ZM22 140V139H21ZM131 140H133V139H131ZM255 140V139H254ZM44 141V140H43ZM55 141V140H54ZM67 141V140H66ZM96 141V140H95ZM98 141V140H97ZM161 141L162 140H160V143H161ZM163 141H164V139H163ZM257 141V140H256ZM261 141V140H260ZM16 142V141H15ZM18 142V141H17ZM46 142V141H45ZM56 142H57V140H56ZM86 142H87V140H86ZM87 142V143H88ZM98 143V142H97ZM212 143V142H211ZM15 144H17V143H15ZM44 144V143H43ZM50 144V143H49ZM149 144V145H150ZM168 144V143H167ZM166 144V145H167ZM210 144V143H209ZM39 145V146H38ZM41 145H42V143H41ZM198 145V144H197ZM211 145V144H210ZM88 146V145H87ZM94 146H97L96 145V142H95V145H93L92 146V144H91V147H94ZM99 146V145H98ZM154 146H155V144H154ZM33 147V146H32ZM55 147H56V144H55ZM65 147V146H64ZM151 149H150V148ZM238 147V146H237ZM12 148H14L13 146H12ZM84 148V147H83ZM88 148V147H87ZM100 148V147H99ZM98 147L96 148V149H99ZM121 148V147H120ZM221 148V147H220ZM33 149V150H32ZM175 149V150H176ZM202 149V148H201ZM240 149V148H239ZM52 150V149H51ZM54 150V149H53ZM53 150H52V152H53ZM60 150V149H59ZM88 150H90L89 148H88ZM87 150V151H88ZM179 150V149H178ZM47 151H49V150H47ZM56 150H54V152H55ZM58 151V150H57ZM94 151V150H93ZM98 151H100V149L98 150ZM164 151V150H163ZM194 151V150H193ZM14 152V151H13ZM16 152V151H15ZM96 152V151H95ZM50 153H51V151H50ZM49 153V154H50ZM94 153V152H93ZM149 153V152H148ZM48 153H47V155L48 156H50ZM57 154V153H56ZM96 154V153H95ZM98 154L100 155V159L101 160H109V161H111V163H113L112 161H116L115 162V165H118V166H120L119 164H121L120 162V159H118L117 157H114L113 156V160H112V158L110 157H107L106 155H105V152H104V150L102 151V152H98ZM225 154V153H224ZM234 154V153H233ZM13 155V154H12ZM53 155V154H52ZM51 155V156H52ZM60 155V154H59ZM99 155H97V157L99 158ZM55 156V155H54ZM96 156V155H95ZM95 156H93V157H95ZM148 156V155H147ZM151 156H149V157H151ZM220 156V155H219ZM228 156V155H227ZM257 156V155H256ZM46 157V156H45ZM143 157V156H142ZM230 157V156H229ZM10 158H12V159H10ZM10 159V161L12 160V166H14L15 168L14 169H12L11 167H8V163H10V161H8ZM40 159H38V160H40ZM55 159V158H54ZM61 159V158H60ZM111 159V160H110ZM115 159V160H114ZM208 159V158H207ZM96 160V159H95ZM159 160V159H158ZM216 160V159H215ZM33 161L35 162L34 164H36V162H38V161H35V160H30V162L31 163H33ZM48 161V160H47ZM53 161V160H52ZM56 161V160H55ZM59 161V160H58ZM152 161V160H151ZM192 161V160H191ZM197 161V160H196ZM57 162V161H56ZM98 162V161H97ZM168 162V163H167ZM216 162V161H215ZM104 163V162H103ZM106 163H109V162H106ZM105 163V164H106ZM152 163H154V162H152ZM165 163H167V165H169L170 166V164H172L171 162H169V161H166L165 160ZM229 163V162H228ZM37 164H40V162L39 163H37ZM81 164H83V163H81ZM93 164V163H92ZM102 165V164H101ZM109 165V164H108ZM113 165V164H112ZM153 165V164H152ZM10 166V165H9ZM88 166H90V167H88V168H86V167H84V168H86V170H85V174H89V173H96V172H98V171H95V169H94V166H91L90 164L88 165ZM96 166H97V164H96ZM172 166H174L175 167V164H172ZM218 166V165H217ZM102 166H100L99 168H101ZM107 167V166H106ZM134 167V166H133ZM132 167V169H133V171H132V169L130 170V171H132L133 173H134V170H135V172L137 171L136 169H134ZM11 168V169H10ZM60 168V167H59ZM65 168V167H64ZM82 168V167H81ZM98 168V167H97ZM98 168V169H99ZM110 168V167H109ZM131 168V167H130ZM139 167H137V169H138ZM205 168V167H204ZM80 169V168H79ZM97 169V170H98ZM106 169H108V168H106ZM111 169V168H110ZM140 169L142 170V168L140 167ZM40 170V169H39ZM81 170H83V168L81 169ZM112 171L114 170V169H111ZM129 170V169H128ZM127 170V172H130V171H128ZM115 171V170H114ZM143 171V173L145 172L144 170H142ZM82 172H84V171H82ZM81 172V173H82ZM149 172V171H148ZM232 172V171H231ZM74 173V172H73ZM104 173V172H103ZM105 173H107V172H105ZM133 173H131L130 172V174L129 175H132ZM137 173V172H136ZM146 173V172H145ZM78 174V173H77ZM84 174V175H85ZM108 174V173H107ZM112 174V173H111ZM114 174H116V173H114ZM141 174L142 173H140V170H138V173H137V175L139 176H141ZM147 174V173H146ZM146 174H144V175H146ZM165 174V173H164ZM79 175V174H78ZM92 175V174H91ZM104 175H106V174H104ZM133 175H135V174H133ZM149 175V174H148ZM171 175V174H170ZM80 176V175H79ZM109 176H110V174H109ZM143 176V175H142ZM127 177H129L128 176V173H127ZM167 177L169 178V175H167ZM85 178V177H84ZM89 178V177H88ZM87 178V179H88ZM91 178V177H90ZM98 178V177H97ZM137 178V177H136ZM140 178V177H139ZM142 178V177H141ZM146 179H145V181H147V179L149 180V178H147V176L145 177ZM172 178V177H171ZM170 178V179H171ZM51 180H52V178H50ZM53 179H56V178H54L53 177ZM105 179V178H104ZM129 179V178H128ZM131 179H132V177H131ZM144 179V178H143ZM166 179V178H165ZM90 180V179H89ZM107 180V179H106ZM130 180V179H129ZM129 180L127 181V182H129ZM123 181V180H122ZM135 181V180H134ZM143 181V180H142ZM4 182H2L3 184H4ZM33 182V181H32ZM31 182V187H30V189L29 188H27V186L25 185V187H24V190H31L32 189V191H35V192H32V193H36V191H38L39 189H38V185H37V183L36 182H34V183H36V185L37 186H35V184L33 185V183ZM51 182H53V180L51 181ZM81 182V181H80ZM84 182V181H83ZM120 182V181H119ZM126 182V189H128L129 188V193H133L134 194V196L136 197V198H140V196H139V194L141 193V196H142V193H145V192H143V190H144V188H142L141 189V186L140 185H138V184H136V183H134L133 181V183L131 184V183H127ZM12 183H11V185L10 184H6L7 186L9 185V187L10 186H12ZM20 183V182H19ZM21 183V184H22ZM30 183V182H29ZM85 183V182H84ZM14 184H13V187H14ZM42 184V183H41ZM41 184H40V187H43V186H41ZM49 184V183H48ZM55 185L56 184H58V182L56 181V183H54ZM122 184H124V182L122 183ZM55 185H52V186H54L55 187ZM194 185V184H193ZM199 184H195L194 186H192V187H188V188H190V189H187L186 191H193V192H191V193H194L195 194V192H200V194H202V192H203V187H202V189H201V187H199V186H202V185H199ZM45 187H47L46 185H44ZM50 186H51V184H50ZM51 186V187H52ZM22 187H23V185H22ZM21 187V188H22ZM44 187V188H45ZM148 187V186H147ZM185 187H187V185L185 186ZM5 188H7V187H5ZM48 188H49V186H48ZM53 188V187H52ZM0 189H1V187H0ZM11 189H12V187H11ZM23 189V188H22ZM159 189V188H158ZM13 190V189H12ZM16 190V189H15ZM17 190H19V189H17ZM17 190H16V192H17ZM28 190V191H29ZM80 190V189H79ZM142 190V191H141ZM160 190V189H159ZM185 190V189H184ZM202 190V191H201ZM257 190V189H256ZM14 191V190H13ZM12 191V192H13ZM22 191V190H21ZM154 191V190H153ZM162 191V190H161ZM160 191V192H161ZM164 191V190H163ZM162 191V192H163ZM7 192H8V190H7ZM10 192V191H9ZM8 192V193H9ZM16 192H14V193H16ZM26 192V191H25ZM31 192V191H30ZM155 192V191H154ZM165 192V191H164ZM197 192V193H198ZM11 193V192H10ZM19 193H24V192H20L19 191ZM147 193V192H146ZM151 193V192H150ZM157 193V192H156ZM167 193V192H166ZM187 193H189V192H187ZM234 193V192H233ZM13 194V193H12ZM38 194V192L36 193V195ZM148 194V193H147ZM170 194H172V193H170ZM256 194V193H255ZM20 195V194H19ZM146 195V194H145ZM158 195V194H157ZM167 195H168V193H167ZM173 195V194H172ZM175 195V194H174ZM173 195V196H174ZM13 196V195H12ZM144 196V195H143ZM142 196V197H143ZM261 196V195H260ZM159 197H161V198H165L166 197V194H159ZM168 197V196H167ZM250 197V196H249ZM144 198H146V196L144 197ZM170 198V197H169ZM172 199V198H171ZM214 199V198H213ZM254 199V198H253ZM140 200V199H139ZM141 200H143V202L141 201V203L142 204H147V202H146V199H141ZM175 200V199H174ZM176 200H178V199H176ZM217 200V199H216ZM144 201H145V203H144ZM135 202V201H134ZM140 202V201H139ZM179 202V201H178ZM214 202V201H213ZM260 204H262V203H260ZM122 205V204H121ZM149 205V204H148ZM153 205V204H152ZM144 206V205H143ZM142 206V207H143ZM245 206V205H244ZM144 207H146V206H144ZM158 207V206H157ZM241 207V206H240ZM243 207V206H242ZM241 207V208H242ZM130 208V207H129ZM154 209V208H153ZM158 212L160 211H162V212H164V215H165V221H163L164 222V227H165V229L167 228V227H169V228H171L172 229V227H173V234H174V236H175V238H176V240H177V242H179L182 246H183V248H184V250H185V252H187V253H190V254H192V259H191V262H189L188 260H186V259H183L182 261H181V263L182 264H264V257H261L262 255V253H258V252H256V250L254 249L255 247H252L249 243L250 242H248V241H251V240H246L244 237H234V238H229V239H231V240H225L224 242L222 241V239H221V241L225 244H223V247H225L224 249H226V250H229L230 252H231V257L228 259V260H226V259H217V260H202V261H198V256H199V254L197 253V252H195L194 251V249L196 248V245H195V247H194V244H192L193 243V241H192V239L190 238V240H188V239H186L187 238V236H182V232H180V230H179V227H180V225H178L177 224V222H176V220L174 221L173 219H171L172 217L169 215V213H167V212H165L163 209H160V207L158 208V209H156ZM238 211V210H237ZM264 211V210H263ZM161 212V213H162ZM173 212V211H172ZM6 213H8V212H6ZM176 214V213H175ZM184 214V213H183ZM252 214L254 215V213H251V218H252ZM263 214V213H262ZM256 215V214H255ZM179 216V215H178ZM263 216V215H262ZM7 218V219H10V217L9 216H6L5 215V212H2V213H0V218ZM181 217V216H180ZM183 217V216H182ZM250 217V216H249ZM184 218V217H183ZM250 218V219H251ZM255 219V223L256 222H259L260 221V219L262 218H260V217H258V216H256V217H254ZM102 219V218H101ZM253 219V218H252ZM251 219V220H252ZM259 220V221H258ZM248 221V220H247ZM250 221V220H249ZM24 222L27 224V226H29V227H31L32 228V230H31V232H34V233H36L37 235H40L42 232H41V229H40V225L39 224H34L33 222H29V221H27V220H24ZM116 223V222H115ZM183 223V222H182ZM262 223V222H261ZM45 224V223H44ZM53 224V223H52ZM217 224V223H216ZM264 224V223H263ZM117 225H118V223H117ZM117 225H115V224H110V226L107 228V229H103V228H101V227H99V226H90V227H84V226H82V225H80L79 223L78 224H75V225H72L71 227L70 226H67L66 224H57V225H55L52 229H54L53 231H55L56 232V234L57 235H59V236H70L71 238H72V242H76V239L74 238V236L75 235H78V231H80L79 233H83V234H85L84 236H82L81 237V239H83V242L84 243H87V245H89V246H91L92 248H94V249H96L97 251H99V252H101L102 254H105V255H107V256H109V257H111V258H116V259H118V260H120L122 263L121 264H159L160 262L159 261H157V260H155L154 259V250H152L150 247H149V245H148V243H146V242H144L143 240H142V237L140 238V237H138L137 235H135L134 236V234L132 235L131 234V236H128L129 234H130V232H129V228H127L128 229V235H125V240L124 239H122V237L124 236V234H123V236H122V233H124V232H121L123 229H121V227L122 226H119L118 225V227H117ZM48 226V225H47ZM263 226V225H262ZM52 227V226H51ZM182 227V226H181ZM180 227V228H181ZM184 227V226H183ZM264 227V226H263ZM124 228V227H123ZM256 228H258V227H256ZM42 229H44V228H42ZM133 229V228H132ZM9 230H11L12 232H16L17 233V228L16 227H14V226H10L9 227ZM124 230H125V228H124ZM83 231V232H82ZM54 232V233H55ZM126 232H127V230H126ZM125 232V234H127ZM132 232V231H131ZM15 233V234H16ZM137 233V232H136ZM186 234V233H185ZM184 234V235H185ZM192 234V233H191ZM216 235V234H215ZM248 235V234H247ZM86 238V239H85ZM195 238V237H194ZM193 238V239H194ZM249 238V237H248ZM167 239V238H166ZM204 239V238H203ZM214 239V238H213ZM216 239V238H215ZM224 239V238H223ZM228 239V238H227ZM249 239H252L251 237L249 238ZM119 241H121V242H119ZM164 241V240H163ZM167 241V240H166ZM165 241V242H166ZM217 241V240H216ZM253 241V240H252ZM72 242L70 243V250H73V249H71L72 248ZM168 242H169V240H168ZM168 242H166L165 244H167ZM164 243V242H163ZM170 243V242H169ZM199 243V242H198ZM253 243V242H252ZM171 244V243H170ZM169 244V245H170ZM205 244V243H204ZM218 244H220V243H218ZM164 245V244H163ZM216 246V245H215ZM219 246H221V245H219ZM59 246H57V248H58ZM166 247V250L164 249ZM163 249L166 251H164L165 253H167V252H172V254H175V256H177V252H176V249H175V246L173 245L172 246V248H167V246H165ZM171 247V246H170ZM215 248V247H214ZM197 249V251L199 250L198 248H196ZM178 250V249H177ZM201 250V249H200ZM218 250V249H217ZM259 250V249H258ZM56 251H57V249H56ZM204 252V251H203ZM263 253H264V251H263ZM2 254H4L5 256H6V258L8 257V258H10V259H16V260H19V261H22L21 263H30V264H46V263H44V262H39L38 260L36 261V260H33V259H28V258H26V257H23V256H21V255H16L15 253H13V252H11L10 250H7V249H5L4 248V246L3 245H0V255H2ZM162 254V253H161ZM156 255V254H155ZM261 255V256H260ZM55 256H56V258L59 260V261H61L60 262V264H62L63 263V261H62V259H59V257H58V255L55 253ZM177 258L180 260V259H182V258H180V257H178L177 256ZM159 260V259H158ZM159 262V263H158ZM161 262H165V261H161ZM180 262V261H179ZM64 264H73L71 261H69V260H66L65 262H64ZM163 264V263H162Z\"/></svg>",
    "mask_w": 264,
    "mask_h": 264
},
{
    "label": "crops",
    "instance_id": "0c3cea01",
    "mask_svg": "<svg viewBox=\"0 0 264 264\" xmlns=\"http://www.w3.org/2000/svg\"><path fill=\"white\" fill-rule=\"evenodd\" d=\"M0 245L5 246L2 243H0ZM34 245H35L34 243L26 242L24 240L17 241L13 237L12 241L10 242L9 248H11L13 250V253H15L16 255H21V256L26 257L28 259H33L36 261L38 260L39 262H44L46 264H58V263H60L59 260L56 258L55 254H52L51 256L48 257V255L45 251H43L40 248L37 249L38 246H40V245H37V247H35ZM53 249H54V252L56 253L57 247L53 248ZM16 261L19 262L17 264H22L21 263L22 261H19V260H16ZM64 262L62 264H64Z\"/></svg>",
    "mask_w": 264,
    "mask_h": 264
},
{
    "label": "built area",
    "instance_id": "2783aa9c",
    "mask_svg": "<svg viewBox=\"0 0 264 264\" xmlns=\"http://www.w3.org/2000/svg\"><path fill=\"white\" fill-rule=\"evenodd\" d=\"M79 232L80 231H78V235L74 236V238L76 240L81 239V237L85 235V234L79 233ZM32 233L35 234V236H40V235H37L34 232H32ZM67 237H69V236H67ZM62 238H63V236H60V244H59V247L57 248L56 254L58 255L59 259H63V258L67 257L70 254V256H72L71 257L72 258L71 262L73 264H77V262H75V260L73 259V258H75L77 256L76 253H75L76 251L74 252L73 250H70L71 241L67 240V239L63 240ZM79 264H82V262H80ZM84 264H95V261H93V259L90 258V257H86V259L84 260Z\"/></svg>",
    "mask_w": 264,
    "mask_h": 264
}]
</instances>
